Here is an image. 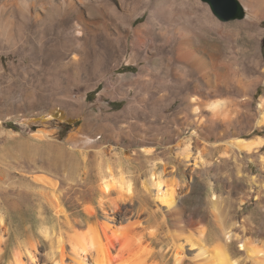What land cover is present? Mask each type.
<instances>
[{
  "label": "rangeland",
  "instance_id": "obj_1",
  "mask_svg": "<svg viewBox=\"0 0 264 264\" xmlns=\"http://www.w3.org/2000/svg\"><path fill=\"white\" fill-rule=\"evenodd\" d=\"M195 1L190 0L191 33L194 17L201 15L197 3L207 8L208 16L220 27L240 22L220 23L206 4ZM143 21L144 18L138 19L133 25ZM259 27L263 34L259 38L258 53L264 69V22ZM212 31H196L203 36L199 48L208 51L216 47L220 62L229 66L228 56L232 57V52L226 53L222 37ZM98 46L92 41L87 43L88 56L79 64L78 85H71L68 90L43 87L27 97L8 91L7 78L0 80V230L6 242L1 246L5 254L2 264L10 262L14 250L32 244L37 264H52L48 258L51 245L42 236V229L54 234L53 243L58 236L67 241L75 235H92L108 249L113 263L127 256L121 253L124 242L141 238V245L150 253L149 263L172 264L170 245L177 227L193 236L204 229L208 247L221 239V227L230 228L240 237L264 240V169L260 167L264 149L250 156L234 153L221 159L219 155L223 149L229 150L228 144L234 139L264 138V127H255L264 84L259 83L256 91L254 88L249 94L251 106L247 110L231 86L219 88L217 96H209L202 84L198 89L193 87L199 78L192 75L190 112L194 106L204 109L207 103L220 100L233 111L247 113L249 121L242 119L233 127L234 131L230 129L236 135L228 134L218 141L210 139L203 130H199L198 136H192V130H184L180 139L161 142L154 135L165 128L166 122L172 126L170 121L180 110V95L172 90L145 92L128 85V77L138 80L141 76L143 81L158 82L153 73L141 75L145 67L143 53L133 56L126 50L113 60L98 63L93 56V47L101 52ZM6 52L0 48V70L10 75L12 65L17 63L8 59ZM156 59L157 68L166 64L161 56ZM70 60L69 57L64 62L69 66ZM22 79V76L18 78L17 86L23 88L20 91H29ZM165 80L176 81L170 75ZM194 96L199 98L196 104L191 102ZM160 97L165 99L162 108L167 112L163 116L151 115L150 100ZM131 100L137 108L136 115L125 111ZM179 118L184 121L183 115ZM203 118L208 117L204 114ZM156 120L158 124H152ZM112 129L140 132L143 137L136 136L133 141L114 138ZM182 139H190L188 159L177 156L174 150ZM145 149L153 152L146 155ZM152 174L160 178L165 189H177L182 218L168 217L165 208L159 205L155 190L150 188ZM108 175L113 189L103 195L101 181ZM39 178H44L46 183ZM120 181L130 183V195L119 194L116 183ZM212 195L219 199L217 211L211 203ZM106 218L111 219L112 227L105 230ZM237 247L235 243L232 250L237 251ZM63 251L64 261L71 264L67 243ZM186 254L193 264V252ZM24 261L28 263L25 258Z\"/></svg>",
  "mask_w": 264,
  "mask_h": 264
},
{
  "label": "bare ground",
  "instance_id": "obj_2",
  "mask_svg": "<svg viewBox=\"0 0 264 264\" xmlns=\"http://www.w3.org/2000/svg\"><path fill=\"white\" fill-rule=\"evenodd\" d=\"M238 3L245 13L244 19L223 27L208 16L206 7L197 3L201 15L194 17L191 33L190 0H117L115 3L105 0H0V48L7 50L4 55L17 63L12 65L10 75L1 68L0 80L7 78L8 91H16L27 97L43 87L46 89L49 87L51 90L60 88L64 91L70 89L71 85H78L79 64L87 55L86 45L89 41L95 46L101 43L98 46L101 52L93 47V56L97 62L113 60L126 50H130L133 56L143 53L141 56L145 61V67L141 75L153 73L158 82L143 81L141 76L138 80L128 77L126 78L128 85L143 89L145 92L172 90L181 97L180 110L170 121L172 126L166 122L165 128L157 131L154 136L161 142H172L180 139L184 130H192V136H198L199 130H203L210 139L222 140L228 134H237L231 133L230 129L242 119L248 120L247 113L242 115L238 111H233L220 100L207 103L204 109L194 106L190 112V77L196 74L199 80L193 82V87L198 89L202 84L209 96H217L219 88L228 89L231 86L232 92L242 98V107L248 110L251 106L249 94L259 83L264 84V69L258 53L259 38L263 34L259 26L264 22V0H239ZM141 18H144V21L134 26V22ZM203 29L208 33L215 30L216 35L222 37L224 44L222 46L226 53L232 52V57L230 54L228 56L231 60L229 66L220 62L216 47L213 46L208 51L199 48L203 36L196 31L201 32ZM216 41L220 43L219 39ZM157 56L164 59L163 63L166 60V64L159 68ZM69 57L71 63L68 66L64 61ZM166 75H170L176 81L167 82ZM20 76L29 91H20L23 89L17 86ZM254 90L256 91V88ZM164 101L163 97L151 99L153 105L149 113L155 116L166 113L167 110L162 108ZM198 101V97L191 98L194 104ZM125 111L129 115L137 114L134 100L126 106ZM204 114L208 118L204 119ZM180 115H183L184 121L180 120ZM190 115L193 117L191 121ZM258 115L255 127L262 128L264 96L258 102ZM152 124L157 125V120ZM170 128L175 131H171ZM42 135L49 138L45 134ZM112 136L132 141L136 136L143 137L140 132L132 130L122 132L115 129H112ZM228 148L229 150L223 149L219 153L221 159L234 153L239 156H250L264 149V138L254 136L250 139H234L228 144ZM174 150L177 156L188 159L190 139H182ZM151 152L152 149L143 150L146 155ZM197 156L198 160L202 159L199 152ZM260 167L264 169V155L260 157ZM109 177L108 175L101 181L103 195L109 194L113 189V185L108 181ZM39 181L46 183L44 178H39ZM149 182L150 188L155 190V199L165 208L167 216L182 218L183 211L177 204V189L174 187L165 189L164 183L156 174L150 175ZM116 185L119 194L130 195V183L120 181ZM211 203L217 211L219 199L212 195ZM59 213L63 214L62 211ZM106 221L103 224L105 230L112 227L111 219L106 218ZM1 225L0 215V227ZM221 228V239L208 247L205 243L204 229H199L196 236H193L190 232L184 233V229L177 227L178 232L173 238L176 240L172 239L170 245L172 264L186 262L190 264L187 252H193L191 258L193 264H264V240L240 237L230 228ZM41 234L50 242L51 252L48 258L52 264H68L64 261V243L69 247L71 264H154L149 263L150 253L141 245V238L135 242H124L121 245V253H126L127 256L120 257L118 262L113 263L108 249L92 235H75V238H69L67 241L58 236L53 243L54 234H49L44 229ZM5 243V237L0 230L1 264L5 255L1 246ZM235 243L238 245L237 251L232 250ZM32 245L18 246L19 249L15 247L16 250L8 264H37L35 246Z\"/></svg>",
  "mask_w": 264,
  "mask_h": 264
},
{
  "label": "water",
  "instance_id": "obj_3",
  "mask_svg": "<svg viewBox=\"0 0 264 264\" xmlns=\"http://www.w3.org/2000/svg\"><path fill=\"white\" fill-rule=\"evenodd\" d=\"M220 23L241 21L245 13L237 0H200Z\"/></svg>",
  "mask_w": 264,
  "mask_h": 264
}]
</instances>
